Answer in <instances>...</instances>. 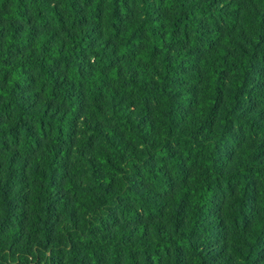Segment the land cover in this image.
I'll return each instance as SVG.
<instances>
[{"label": "trees", "instance_id": "trees-1", "mask_svg": "<svg viewBox=\"0 0 264 264\" xmlns=\"http://www.w3.org/2000/svg\"><path fill=\"white\" fill-rule=\"evenodd\" d=\"M0 264H264V0H0Z\"/></svg>", "mask_w": 264, "mask_h": 264}, {"label": "rangeland", "instance_id": "rangeland-1", "mask_svg": "<svg viewBox=\"0 0 264 264\" xmlns=\"http://www.w3.org/2000/svg\"><path fill=\"white\" fill-rule=\"evenodd\" d=\"M84 141H85V140H82V139L80 140V142H82V143H83ZM150 190L155 192V196H157V195H159V194L162 193V192H159L158 190H156L155 188H153V186L150 187Z\"/></svg>", "mask_w": 264, "mask_h": 264}]
</instances>
